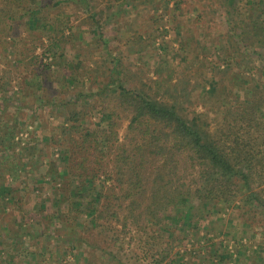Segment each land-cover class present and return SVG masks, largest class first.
Masks as SVG:
<instances>
[{"label":"rangeland","instance_id":"374dc122","mask_svg":"<svg viewBox=\"0 0 264 264\" xmlns=\"http://www.w3.org/2000/svg\"><path fill=\"white\" fill-rule=\"evenodd\" d=\"M226 1L241 19L264 20V0ZM221 2L92 0L90 14L77 0H54L49 23L34 28L36 19H25L27 33L24 26L16 35L8 31L3 40L16 43L5 52L0 49V126L11 129L12 146L9 164L0 166L1 264L10 252L9 264H264L262 177L253 179L261 198L257 204L192 203L183 213L177 207L163 226L141 219L122 225V216L120 222L98 220L96 211L104 201L89 197L81 201L78 215H70L59 195L67 182V146L60 129L68 126V115L55 99L70 102L84 131L99 130L111 117L108 97L114 80L126 88L143 86L151 95L185 81L192 89L189 110L213 130L220 116L217 107L247 103L253 90L264 93V50H236L228 43ZM92 14L99 27L87 26ZM55 25L65 35L78 32V48L61 58L46 51ZM30 34L40 41L32 55L17 58L16 49L33 44ZM32 57L37 62L26 64ZM224 70L232 79L223 97L217 93L216 71ZM46 99L49 103L40 106ZM258 117L264 121V107ZM116 123L122 139L125 119ZM32 146L41 161L37 172L21 166L32 159L20 158L22 151L31 154L27 150ZM51 161L57 163L55 172H49ZM99 161L92 167L102 175L109 163ZM74 185L71 195L76 198Z\"/></svg>","mask_w":264,"mask_h":264},{"label":"trees","instance_id":"16d2710c","mask_svg":"<svg viewBox=\"0 0 264 264\" xmlns=\"http://www.w3.org/2000/svg\"><path fill=\"white\" fill-rule=\"evenodd\" d=\"M53 1L0 0L1 51L5 52L7 46L16 43L15 39L11 44L3 40L10 29L16 35L15 30L24 26L27 33L29 24L25 19L35 18L34 28L49 23L51 9L55 7ZM77 1L90 11L92 0ZM226 3L222 0L220 7L229 25L228 43L236 50L239 46L252 52L264 50V20L261 17L241 19ZM95 14L99 17L100 12ZM96 15L89 16L87 26L99 27ZM57 26L54 35L47 37L46 51L61 58L68 50L78 48L75 45L78 32L70 31L65 35ZM32 36L28 35L33 43L29 49L23 46L14 51L17 58L32 55L36 41H40L37 36ZM20 42L23 44L25 40ZM33 60L37 58L32 57L26 64ZM216 73L217 93L224 97L227 90H231L228 85L232 77L228 70ZM186 85L183 81L180 87L173 85L151 95L143 86L126 88L120 80H114L108 97L111 117L99 130L84 131L78 121L79 112L69 108L70 102L53 101L66 107L65 114L68 115V126L60 129L67 146L66 162L63 163L67 169V182L59 191L60 199L68 206V214H77L81 201L97 198V201H104L96 211L98 220L120 222L122 216V225L127 222L137 224L141 219L163 226L177 207L183 213L192 203L203 206L242 201L251 205L261 200L260 193L253 189V179L264 178V121L258 117L264 107V93L253 90L247 103H239L234 108L228 104L217 107L220 116L211 130L201 115L189 110L192 89L188 90ZM48 103L49 99H46L40 106ZM121 118L126 122L122 139L118 136L116 123ZM0 128V166H6L12 149L11 129ZM27 151L31 154L22 151L25 153L20 158L30 155L32 159L25 160L21 166L29 165L37 172L41 161L36 159L33 146ZM99 159L109 163V169L102 175L92 167L100 164ZM56 164L55 161L48 163L49 172H55ZM74 184L77 185L76 198L71 195ZM12 187V192H17ZM260 192L264 193V187ZM2 193L0 189V196ZM13 257L14 253H8L3 264L12 262Z\"/></svg>","mask_w":264,"mask_h":264}]
</instances>
